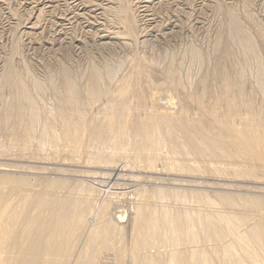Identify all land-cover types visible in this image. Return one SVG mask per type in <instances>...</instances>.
<instances>
[{
	"label": "rangeland",
	"instance_id": "rangeland-1",
	"mask_svg": "<svg viewBox=\"0 0 264 264\" xmlns=\"http://www.w3.org/2000/svg\"><path fill=\"white\" fill-rule=\"evenodd\" d=\"M230 12L240 20L242 27L250 35L255 46L257 45V60L261 64H259L262 67H260L261 72H264V0H0V104L3 106L8 101H12L9 98L13 97L10 96L11 92L7 88L6 90L2 83L7 76L10 77L14 73V77L23 80L42 104L55 111L59 99H63L64 76L69 75L77 83L82 95L74 113L83 115H81L82 120H77L75 114L71 116L73 126H71L72 134L68 133L70 142L68 145L67 142H60L57 146L59 151L56 149L57 147H53L54 150L50 149L52 147L45 148L48 146L44 147L45 151H41L37 144L38 141L31 134H38L39 127L35 132L30 133L25 123L18 134H15L12 128L0 129V209L4 208L5 211L12 212L8 213V216H11L9 218L5 211L0 210V222L7 218L6 222L10 219L9 222L14 223L17 227L22 224L23 216L21 215L19 218V211L25 209V205L28 208V201L22 198L27 196L28 189L30 190L28 194L30 200L44 191L47 195L42 193L56 200L57 203L65 201L67 204L70 203L69 206L76 203L74 205L79 208L78 205L80 206L84 202L86 205L83 206H88L89 211L92 210L86 215V221L85 219L82 221L84 225L80 226V220L72 215L73 217L69 216V218L74 220L71 221V226L69 223L68 230L67 228L65 230L67 233L74 228L80 230L77 232L72 230V237L78 234L80 239L77 242L75 237H71V233L64 236L63 232V244L61 243L59 246L65 250L60 248L61 254H63L62 261L58 260L61 251L58 250L59 254L56 252L57 258L59 257L56 261L76 264L84 254L91 251L89 254L94 252L98 255L100 253L98 251H101L100 255H95V259L92 256L94 253L91 254L95 264H138L134 260L137 253L139 255L140 252L143 255L146 253L148 256L147 252H151L152 255L155 252L154 255H157L160 252L172 250L174 247L168 246L170 248L168 249V244L166 247L164 244L163 246L159 244L160 249L154 247L153 251L150 249L149 251L139 250V252L137 250L136 253L133 252L137 248L136 243H133L136 242L133 225L139 206L148 208L147 205H149L151 209L152 207L161 209L164 205L165 209H169V207L173 208L172 211L181 209L180 212H184L188 208V211L193 214V211H201V214L199 211L195 212L196 214L199 212V215H202L203 211L209 213L224 210L223 212L227 215L235 214L233 217L241 215L234 219L237 222L240 221L242 225L246 220H251V224L254 225L257 219L264 218V210L258 209L260 203L264 204V161H255L257 164L253 162L259 160L258 158L263 154L260 148L245 151L248 157L243 156L250 159L246 161L250 167L245 164V167L241 168L245 170L240 175H232L230 178L225 176L223 180L214 179L216 176L210 175L214 171H207L208 167L203 165L206 161L203 158L193 157V155L187 156H192L191 158L181 155V160L178 159L179 157L176 158L182 162V165L188 162L186 165L195 166L192 168L193 170L186 166L183 168L186 169L184 171L179 170L177 166L172 170H166L167 157H171L175 164L177 161L166 148H163V154H161L163 156L159 157L154 153L155 145L153 146V143L156 139L152 130H149L151 126L148 125L160 123L164 118L167 121H169L168 119L179 121L178 124L182 120L189 127L205 128L204 130L209 131L210 137L213 136V139L219 140L221 132L225 131V129L223 131L225 122L232 127L231 130L234 129L238 132L243 128L240 124L244 125L246 121L249 122L251 117L250 121H254L251 124L255 126V131L253 127H249L252 129L251 133L255 132L257 136L263 134L264 73L262 72V81L257 83L259 78L257 79L256 76L260 69L258 66H254L257 63L251 57H249L250 60L247 58L248 62L246 63V60L243 59L242 49L233 46L229 36L230 17L228 16ZM197 53L199 56H196ZM94 70L102 74V88L106 90L101 99L97 101H91L88 92L89 76ZM240 70L244 72V77L239 82L245 104L244 107H241L243 102L236 104L240 105L238 108L234 103L236 95L234 91L237 90V87L234 88L231 85L236 79L240 80L236 78ZM36 83H40L44 87L43 93L38 91ZM258 84L261 85V88H258ZM7 92L9 93L7 94ZM125 99H127L125 111L128 117L126 121V118H122L123 121H118L114 118L112 105L115 104L114 101L120 102ZM228 102H231L235 108ZM8 105L9 103L6 106ZM238 109L240 114L243 111L242 115L246 120L240 119L244 122L238 121L239 118L236 117L239 114ZM183 117L184 119H181ZM246 117H249L248 120ZM57 122H61V120ZM234 122L236 125L233 124ZM258 123L261 124H259L261 127L258 126ZM248 124L251 126L250 122ZM235 126L238 127L235 129ZM101 128L105 132L107 144L99 148L94 138L96 132L102 130ZM225 139L223 148L226 146L232 148L231 140L233 139L229 137H225ZM234 140L233 145L235 146L236 139ZM61 143L63 144L62 149L59 148ZM145 145L149 149L147 152L140 150ZM66 147L67 149H65ZM150 150H153V157H151ZM187 150L189 151L188 148ZM143 153H145L147 164L142 159V157L144 158ZM165 153H168L166 159L164 158ZM100 157L101 159H99ZM250 157H254L253 160ZM147 158L152 160L148 161ZM153 159L156 160L152 165L154 167L150 166ZM111 173L113 174L111 175ZM115 175L122 179H118V177L114 179ZM110 176L111 178H109ZM233 176L235 177L233 178ZM239 176L241 177L239 178ZM258 189H262V191L258 192ZM157 191H163L168 199L157 198L156 200L155 198L154 200L151 195L149 196L150 192ZM179 193L180 195L184 194L188 200L182 203L183 197H179ZM33 194L34 197H32ZM224 194L226 196H223ZM225 197L233 198L237 207L235 209H230L235 206L226 207L224 205H227L224 202L226 201ZM58 198H60L59 201ZM192 198H196L199 202ZM198 198L204 202H200L201 199ZM23 199L26 202L25 205L22 203ZM204 199L209 200L205 201ZM110 202L111 204H108ZM244 203H247L246 207L243 205ZM83 206L81 205L80 208ZM102 206L106 207L107 214L101 217L105 219H102L101 222L100 216L105 210ZM248 206L251 210H247ZM213 208H217V210H213ZM100 209H102L101 212H99ZM244 209L246 212L243 211ZM109 213H111V217H108ZM118 215L122 216V220L118 219ZM204 215L207 216V214ZM243 215L250 219L245 216V220H243ZM112 217L122 228L123 231L120 232L122 235L120 233L112 234L116 240L112 235H108L110 236L108 239L94 235L91 238H100L99 245L101 247L97 246L94 249L90 246L89 248L90 242L87 241H91V238L88 240L90 237L88 235L100 232L99 227L104 222L113 220ZM76 220L79 222L75 223ZM95 228L96 231L93 232ZM83 231L86 233L83 234ZM163 231L161 233H167V231ZM74 233L77 234L74 235ZM161 233L160 240L163 238ZM10 234L11 232L7 236L9 241L14 236V233H12V237ZM67 235H70V240ZM65 237L67 238L65 239ZM64 239L67 241L64 242ZM112 239L114 240L112 241ZM104 240L109 241L106 243ZM110 241L112 244L109 243ZM104 243L108 245L105 246ZM70 244L72 248L66 249V246L70 247ZM102 245L107 249L104 250ZM85 247L89 249V252L88 249L84 250ZM184 248L179 246L174 247L173 250ZM68 249H72L70 250L72 252H69L71 254L67 253ZM1 251L0 261L2 263L0 262V264H7L4 262V257L6 258L8 254L7 250ZM120 252L123 253L120 254ZM67 254L69 255L67 256ZM14 255L16 256L17 252L10 256Z\"/></svg>",
	"mask_w": 264,
	"mask_h": 264
},
{
	"label": "bare ground",
	"instance_id": "bare-ground-1",
	"mask_svg": "<svg viewBox=\"0 0 264 264\" xmlns=\"http://www.w3.org/2000/svg\"><path fill=\"white\" fill-rule=\"evenodd\" d=\"M228 17H230V19H229V22H230V24H229V27H230L229 36L232 40L233 46H238L239 48L242 49L243 53L241 52V49H240V52L242 54H244L243 59L246 60V63L248 62L247 58L249 59V57H251V59H253L257 63L254 66H258L260 68L261 64L258 63V60H257V50H256L257 45L255 46V43L253 42L252 38L245 31V29L242 27L243 25L241 24L240 20L233 13L230 12ZM196 56H199V54L197 53ZM240 56H241V54H240ZM244 60H242V61H244ZM258 67H256V68L258 69ZM261 68L258 69V76L259 77L256 76L257 79L259 78V82H257V83H260L263 79L262 76L264 74L262 75L263 71L261 72V70H262ZM257 69H256V71H257ZM10 70H12V69L10 68ZM10 72H12V71H10ZM7 73H9V72H7ZM10 74H12V73H10ZM71 77L69 75L64 76L63 84H62L63 85V91L62 92H64L63 99H59L58 107L55 111L50 110V108L47 105L42 104L38 100L37 95L32 93L28 89L26 83L23 80L16 78V76L14 77V73L10 77L7 76L4 83H2V81H3V79H2V81H1L2 85H4L5 89L7 88L8 91L11 92L12 95H10V96H13V97L12 98L9 97L10 99H12V101L10 100L11 102L8 101L6 103V101L3 100L6 104L3 106H2V104H0L1 105L0 107L2 109V107H5L9 103V105L6 106L7 108L5 107L2 109V112L0 109V129L4 130V129L12 128L14 130L15 134H18V132L21 130L22 125L24 124V126H25V123H26V128L28 131H30V133L35 132L36 128L39 127L38 134H35V133H31V134L34 136L33 138L38 141L37 144H39L41 151L44 150L45 148H50V147H52L50 149L54 150L53 147H57L59 145V143L62 141L67 142V145H68V142H70V139H69L70 136L68 137V133H69V135L72 134L71 133V126H73V121H72L73 119L71 116L73 114H75L74 110H76V106L79 104L80 100L82 99L81 91L79 90V87H78L77 83L75 82V80L72 79ZM89 77H90L89 78L90 79V81H89L90 85H89V89H88L89 98L91 101H97V100L101 99V97L105 94V91H106L102 88L103 76L99 71L94 70ZM243 77H244L243 70L238 71V76L236 78H239L240 80L235 78L236 79L235 82L233 80L234 84L231 85L234 88L237 87V90L234 91V94L236 93V95L234 96V99H235L234 103L236 105V104L243 102L241 107L245 104L244 99H243L244 95H242L243 93L241 92L242 88H241V84H240ZM230 82H231V80H230ZM228 83H227V85L230 86L229 85L230 83L229 84ZM258 85H259V87L258 86L257 87L261 88V85L260 84H258ZM36 88L41 93L44 92V87L40 83H36ZM227 88H230V87H227ZM8 93L9 92H7V94ZM122 99H124V98L122 97ZM5 100H7V99H5ZM126 100L127 99H125V101L120 100V102L114 101L115 104L112 105L114 108V111H113L114 115H115L114 118H116L118 121L122 120V118L123 119L126 118L125 121L127 120L128 114L125 111ZM228 103H230V106H233V105H231V102H228ZM236 106H238V105H236ZM239 107H240V105L238 106V108ZM233 108H235V106H233ZM4 109H5V111H4ZM236 109H237V107H236ZM235 112H237V111H235ZM238 113H239V109H238ZM242 114H243V111L241 114L239 113L238 115H236V117L239 118L238 121H240V122L243 121L242 119H240V118H243ZM81 115L82 114L78 113V115H76L75 118L77 120H82L83 115L82 116ZM248 118H247V120H248ZM250 118H249L250 124L254 123V121H252V120H251L252 122L250 121ZM181 119H184V117ZM260 119H262V118L260 117ZM58 120H61V122H57ZM168 120L169 121L165 120V118H164V119H162V121L160 123H156V124L153 123L152 125L148 124L151 126V127H149L151 129H149V128L148 129L152 130L153 134L155 135V139H156V141L154 140L155 144L150 139V141L153 143V146L155 145L153 148V150L155 149L154 153L160 157V155L163 154L162 153L163 148H166L172 154V157L174 156V159L177 161L175 164V161L173 162L172 161L173 159L171 160V157L170 158L167 157L168 153L167 154L165 153L166 156H164V158L165 157L168 158L167 162L165 160V162L167 163V165H165V166H167L166 170L167 169L172 170V168L175 166L179 167V170L182 169L183 171L186 170V169H183V168H185V166L188 168L191 167L190 169H192L195 166H189L188 164L186 165V163H188V162H186L185 164L182 165V162H180L176 158L179 157L178 159H180L181 155H184V157L185 156L187 157L189 155H193V157L196 156L197 158H203L204 161H206V163L208 165L206 163H204L202 160V162L204 163L203 165L206 166V168L208 167L207 171H214V172H212L213 174H210V175L216 176V177H214V179L223 180V179H225V176H229V178H230L232 175L237 176V175H240L241 172H244L245 169L242 170L241 168L245 167V164L247 163L246 161L248 160L247 159L248 154L245 153V151L247 152L249 150L251 151V149H253V148H260L262 150L263 154L258 158L259 160H254L253 162L264 161V152H263V150H264V132H263L264 128L262 131L263 134L261 136H257V133L255 134V132H254L255 131L254 130V127H255L254 124H253V126H252V124L250 126L248 124L249 123L248 121H246V123L248 122L247 123L248 127H246L247 126L246 123H244V125H246V126H244L242 123L240 124L243 127V128H241L242 131L239 130L240 132L234 131V129L231 130L232 127H230L229 124H227L225 122L224 127L222 126L223 131H224V129H225V131H224V133L221 132V135L218 137L219 140H216L217 138L213 139L212 138L213 136L210 137L209 131L204 130L205 128L199 129V128L193 127V126H191L192 127L191 128L188 126V124H185L184 121L182 122V120H180L181 121L180 124H178L179 121L176 122L175 120H172V121L170 119H168ZM185 120H187V119H185ZM244 120H246V119H244ZM121 122H119V123H121ZM259 122H262V121H259ZM82 123H84V121ZM233 124L236 125V122H234ZM259 124L260 123H258V126L261 125V124L260 125ZM237 127L235 126L234 128L236 129ZM244 127H245V129H244ZM249 127H251V128L253 127V130H254L253 134L251 133L252 129ZM130 129H132V128H130ZM118 130H121V129H118ZM106 131H108V130H106ZM132 131H133V129H132ZM259 132H260V130H259ZM27 137H28V135H27ZM225 137H227V138L229 137V138L233 139V140H231L232 142L235 141L234 139H236L235 146L233 145L234 142L233 143L231 142L232 148L230 146H226V148H223V145H225L224 143L226 141ZM68 139H69V141H68ZM94 140L96 141L99 148H100V146L102 147L103 145L107 144L106 135H105V132L103 129L98 130V132H96ZM113 140H115V139H113ZM228 143H230V142H228ZM62 145L63 144L61 143L59 146L60 149H62L61 148ZM226 145H228V144H226ZM45 146H48V147H45ZM233 146H234V148H233ZM39 147H38V149H39ZM91 148H92V146H91ZM147 148L148 147H146V145H145L144 147H141L140 150L147 152V150H149ZM187 148L189 149V151L187 150ZM56 149H58V147ZM56 149H55V151L57 152ZM65 149H67V147ZM58 151H59V149H58ZM143 154H144V158L142 157V159H144V161H145V159H146L145 153H143ZM149 154H151V153L149 152ZM153 155L154 154L152 152L151 157H153ZM243 155H246L247 157L245 156L246 157L245 158ZM161 156H163V155H161ZM191 157H187V158H191ZM103 158H105V157H103ZM182 158H183V156H182ZM252 158H254V157H252ZM99 159H101V157ZM140 159H141V157H140ZM140 159H138V160L140 161ZM147 159H148V161L152 160L149 158H147ZM170 160H171V162H170ZM154 161H156V160L153 159V163L151 162V165L150 164L149 165L152 166L155 163ZM178 161L181 163V165H179L180 163ZM146 164H147V162H146ZM193 164H190V165H193ZM253 165H255V164L253 163ZM8 166L11 167L10 165H8ZM8 166H6V168ZM247 166H249V165H247ZM152 167H154V166H152ZM152 167H150V168L152 169ZM147 168L149 170L148 166H147ZM153 170H154V168H153ZM163 170H165V169H163ZM112 174L113 173H111V175ZM250 175H251V173H250ZM241 176H239V178ZM117 177H118V175H117ZM117 177L115 175L114 179H117ZM234 177L235 176H233V178ZM109 178H111V176ZM120 178L121 177L119 176L118 179H120ZM233 178H231V179H233ZM55 189H56V187H55ZM34 190H36V189H34ZM50 190H52V189H50ZM11 191H13V190H11ZM28 191L30 193L29 189H28ZM261 191H262V189H258V192H261ZM35 192H36L35 194H37V191H35ZM38 192L40 193V191H38ZM42 192H44V191H41L40 194L38 193L39 195L37 197H34L35 195L33 194L32 197H34V198H32V200H30L31 198H29L28 192H27L28 194H26L27 195L26 197H22L26 201H28V208L25 205L26 204L25 200L23 199L24 202L22 201V203L23 204L25 203L24 207H26L27 209L25 208V209L19 211L20 212L19 218H21V215L23 216L22 224L19 227H17L14 223L9 222L10 219L6 222L7 218H6V220L0 222V248H2L1 250H3V251L7 250V253L9 254V255L7 254L8 256L6 255V258L4 257V260H5L4 262H6L7 264L8 263H11V264H60L62 261L61 256L63 254H61L62 251L60 250L61 246H59V244H61L63 242V237L66 236V234H68V233L69 234L71 233V237H72V235H73L72 230H74L75 232L80 231V230H76L74 228L68 233L65 232L66 228L67 227L69 228V226H68L69 223L71 226V223L74 220L73 218H72L73 220H70L71 218H69V216L75 215L80 220L79 224L81 226L82 224L84 225V223H82V221L85 219L86 215H88V213L92 211V210L89 211L90 208L88 206H83L85 204L84 202H83V204L79 203L80 206L82 205L83 207L80 208V206L78 205L79 208H77L76 207L77 205L76 206L74 205L76 203L73 204L74 207H73V205L69 206L70 203L67 204V202H65V201H64V203L60 202L59 201L60 198H58L59 202L57 203L56 200L49 198V196L47 197L46 192H44V193H46V195ZM150 193H149V196L151 195V197L154 198V200H155V198H156V200H157V198H159V199H163V198L166 199L167 198V195H165L163 193V191L150 192ZM145 196H146V194H145ZM145 196H144V198H145ZM178 196L183 197V199L181 198L183 200L182 203L184 201L186 202L188 200L187 197L184 196V194L180 195V193H179ZM223 196H226V195L224 194ZM148 197H146V198H148ZM194 197H195V195H194ZM72 198H73V195H72ZM150 198H148V199H150ZM230 198H232V197H230ZM195 199H193V200L196 201L197 199L196 200ZM198 199H201V198H198ZM232 199L226 198L227 202L226 201H224V202L227 203V205L226 204H224V205L226 207L235 206L236 204H234L235 202H233ZM63 200H65V198H63ZM67 200H69V199H67ZM74 200H75V198H74ZM74 200H72V201H74ZM78 200H81V199L78 198ZM78 200H76V201L78 202ZM193 200H192V202H194ZM208 200H205V201H208ZM252 200H255V199H252ZM69 201H71V200H69ZM87 201L90 202V200H87ZM197 201L199 202V200H197ZM201 201L204 202L202 199L200 200V202ZM157 203H158V201H157ZM108 204H111V202ZM163 204H165V203H163ZM21 205H19V206H21ZM89 205H91V204H89ZM224 205H223V207H224ZM243 205L246 207L247 203L246 204L244 203ZM263 205L260 203L258 209L264 210ZM256 206H252V207L254 208ZM107 207H108V205H107ZM147 207L148 208L143 207V206H139L138 210H136V212H137L136 218H135L136 221L133 225L134 232H135L134 235H136L135 236L136 242H133V243H136L135 245L137 248H135V251H133L134 247H135V245L133 244L134 247L132 248L133 249L132 251L134 253H136L137 250L138 251L139 250L149 251L150 249L151 250L154 249V247L155 248L158 247V249H160L159 246L161 244H162L161 246H163V244H164L165 247L168 244L167 245L168 249H170L168 246H174L175 248L179 247V246H183L185 248L182 250H179V249L173 250L174 249V247H173L172 250H167V252L166 251L165 252L159 251L160 253L157 254L158 253L157 252L156 253L157 255H154L155 252L154 253L152 252L153 255L151 254V252L150 253L147 252L149 254L148 256L146 255V253L143 255L139 251L140 255L137 253V255H135L136 257L134 256V260L138 264H165V263H167V264H214V263L215 264H264V218L257 219L254 225L251 224V222H250L251 220L250 221L246 220V222L244 221L245 223H243L244 225H242L239 220H238L239 222L235 221V219L238 218L239 214L236 215V217L235 216L233 217V215H235V214L232 215V213L229 212L230 215H227L225 212H223L224 210L222 211L223 213L220 212L219 210H218V212L213 211L214 213L211 211L213 214L211 212L205 213L206 211L205 212L203 211L202 215H199V212L201 214V211L196 210V211H199V212H197V214L195 213L196 211H193L194 212V214H193L192 212L188 211V208L186 209V211L182 210L184 212H180L181 209H179L180 211H177L178 209L176 211L175 210L172 211L173 208H170V207H169L170 210L165 209L164 205H163V208H161V209H159L160 208L159 206H157V207H159L158 209H153L154 207H152V209H151V208H149V205H147ZM157 207H155V208H157ZM236 207L237 206L230 208V209H235ZM249 207L250 206H248V208ZM92 208H94V207H92ZM109 208H112V207L109 206ZM209 209H211V208H209ZM214 209L217 210V208H213V210ZM0 210L5 211L4 208H1ZM13 210L15 211V209H13ZM101 210L102 209H100L99 212H101ZM247 210H251V209L249 208ZM108 211H110V209H108ZM243 211H245V209ZM5 212H6L7 216L10 213H12L11 211H9V212L5 211ZM99 214H101V213H99ZM106 214H107V209L103 210V213L101 214L100 218L102 216L104 217ZM110 214L111 213H109L108 217L110 216ZM203 214H207V216H205V215L203 216ZM239 216H241V215H239ZM245 216L246 215L242 216L243 220H245L244 219ZM108 217H106V218H108ZM246 217H248V216H246ZM255 217H257V216H255ZM15 218H16V215H15ZM77 218H75V219H77ZM97 218L99 219V217H97ZM248 218L250 219V217H248ZM102 219L103 218H101V222L103 220H105V219H103V220ZM112 219L113 220H111V221L109 220V221L104 222L101 225V227H99L100 224L98 225L100 232L99 231L94 232V231H96V228H95L93 230V232L95 234H90V235L87 234L88 236H90V237H88V240H89V238H91L94 235H96V236L98 235L99 237L101 236L102 239H104V238L108 239V237H110L108 235H112V234L114 235L116 233L117 234L120 233L122 228L118 226L117 222H115V219L113 217H112ZM118 219L122 220V216L118 215ZM232 219H234V220H232ZM254 219H256V218H254ZM12 220H13V218H12ZM77 220L75 223L79 222ZM106 220H108V219H106ZM85 221H86V219H85ZM85 224H86L85 226H87V223H85ZM85 226H84V228H85ZM76 227H78V226L76 225ZM68 228H67V230H68ZM161 230L167 231V233H165L163 231L164 232V234H163V233H161L162 232ZM10 232H11L10 236L12 235V233H14V236L13 237L11 236L12 237L11 241H9L7 238V236H9L8 234ZM63 232L65 233L64 236H62L64 234ZM84 232L85 231H83L82 233L84 234ZM78 233H81V232H78ZM91 233H92V231H91ZM160 233L163 236V238L161 240L159 239L161 236ZM76 234L74 233V235H76ZM113 235H112V237L114 238ZM76 236H79V235L77 234ZM76 236H73V237H75V239L78 242V239H80V236H79V238L78 237L76 238ZM115 236H117V235H115ZM67 237L69 239L70 235H67ZM67 237H65V239ZM75 239H74V241H76ZM99 239L91 238V241H87L88 243L90 242L89 248H90V246L94 249H96L97 246H99V248H100L101 245H99V244L101 242L99 243V241H101V239L100 240ZM114 239H112V241ZM109 240H106V241H109ZM66 241L67 240H65L64 242H66ZM71 243H73V242H71ZM74 243H76V242H74ZM106 243H108V242H106ZM109 243L112 244L111 241ZM87 244H85V245L88 246ZM102 244H103V240H102ZM104 245H105V243H104ZM107 245H105V246H107ZM68 246H66V249L72 248L71 244H70V247H68ZM105 246H103L104 250L107 249V247H105ZM92 248H91V250H92ZM85 249H88V248L85 247L84 250ZM58 250L61 251V252L59 251L61 255L60 256L58 255L60 257V259H58L59 257L57 258V254H56V252H58ZM70 250H72V249H70ZM70 250L69 249L66 250V251H68L67 253L72 252ZM3 251H1V252H3ZM110 251H111V249H110ZM15 252H17L16 256L15 255L10 256ZM59 252H58V254H59ZM88 252H89V249H88ZM99 252L101 253V251H98V253ZM64 253H65V251H64ZM89 253L84 254L83 258L81 257V259H79V261H77L76 264H95L96 262H94L95 260H92V256H94V259H95V255L98 256V255H100V253L97 255L96 253L92 252L91 254L94 253V255H92V256ZM122 253L123 252H120V254H122ZM18 254H21V255H18ZM69 254H71V253H69ZM69 254H67V256ZM67 256H65V258H67ZM119 258H120V256H119ZM131 258H132V256H131ZM57 259L61 260V261L58 262V261H56ZM62 259L64 260V258H62ZM66 263H67V261H66ZM61 264H65V261H64V263H61Z\"/></svg>",
	"mask_w": 264,
	"mask_h": 264
}]
</instances>
